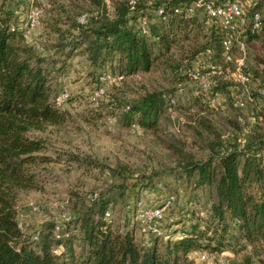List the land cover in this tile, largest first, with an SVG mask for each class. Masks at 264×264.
<instances>
[{"label": "trees", "instance_id": "16d2710c", "mask_svg": "<svg viewBox=\"0 0 264 264\" xmlns=\"http://www.w3.org/2000/svg\"><path fill=\"white\" fill-rule=\"evenodd\" d=\"M66 1V9L55 10L47 22L46 29L55 39L53 53L43 55L24 35L31 0H0V264H195L188 258L194 249L231 250L242 253L237 264L264 263L260 256L264 251V168L260 162L264 155V93L258 92L264 88V0H255L252 11L245 15L246 21L254 11L263 15L261 29L245 33V71L254 98V104H246L261 119L246 136L244 147L239 148L233 137L228 142L230 149L220 154L224 142L216 136L209 143L208 158L182 159L175 170V176L194 191L203 190L207 207L190 198L185 214L174 220L175 227L171 225L165 239L153 232L139 233L134 206L140 187L153 186L151 177L143 174L132 180L114 179L93 199L78 190L70 192L67 207L72 219L64 223L59 236L54 221L44 222L34 232L19 226V193L38 187L37 168L52 159L42 153L46 139L38 134L66 120L53 96L61 90L60 80L73 59L80 58L95 87L106 72L123 75L120 82L129 76L159 75L169 89L160 80L155 86L141 84L139 90L132 91L131 104H119L115 95H125L121 88L114 87L110 93L118 107H124L120 120L150 130L165 117L175 88L189 80L186 71L192 61L208 56L221 62L222 33L215 23L199 11L187 17L172 12L174 6H189L192 1L163 0L159 4L167 10L166 20L154 13L159 4L146 0L134 9L128 0ZM78 1L90 6L91 12H75ZM83 14L86 21L82 24L78 18ZM142 21L145 33L140 29ZM233 54L238 55L237 48ZM247 54L253 60L250 68ZM227 82L221 88L230 90L231 105L243 108L233 105V100L244 94L242 86ZM197 125L194 129L199 133ZM114 207L119 208L115 216ZM106 209L111 211L110 219L105 217ZM198 209L205 213L197 215ZM58 245L60 250L54 252Z\"/></svg>", "mask_w": 264, "mask_h": 264}, {"label": "rangeland", "instance_id": "374dc122", "mask_svg": "<svg viewBox=\"0 0 264 264\" xmlns=\"http://www.w3.org/2000/svg\"><path fill=\"white\" fill-rule=\"evenodd\" d=\"M146 1L156 5L164 2ZM67 3L66 0H31L30 5L37 6L42 13L38 26L27 41L34 45L39 53H53L51 45L55 36L47 31L46 25L52 13L66 7ZM78 3L74 4L78 5L75 12H91L90 6L85 5L83 1ZM254 3L255 0H241L247 16ZM257 45L259 46L260 42H257ZM199 59L192 61L188 68L203 67L205 64ZM247 62L250 68L253 60L249 54ZM214 79L213 91L218 93V104L210 106L206 96L198 91L195 83L184 79L169 99L165 117L159 119L156 129L150 130L130 126L120 120L119 116L124 107H118L113 101L114 95L111 94L114 87L121 88L125 95L115 96L120 99L117 100L119 104L123 105L132 103V91L139 90L141 84L155 86L156 80H160L164 85L162 86L169 89L159 75L125 77L123 82L107 83L104 93L97 95L94 82L86 75L80 58L73 59L67 75L59 83V88H66L69 93L67 101L59 107V110L66 114V120L58 127L49 126L45 132L37 133L46 139V148L42 153L52 159L46 162L44 167L37 168L38 187L19 193L18 221L29 232H34L44 222L53 221L59 216L62 207L57 204L68 200L70 192L78 190L88 196L91 192L109 187L114 179L127 177L132 180L143 174L151 177L153 186L140 187L134 212L143 216L145 209L152 208L168 194H172L174 198L167 209L165 220L161 222L166 233H169L171 225L175 227L174 220L180 214H185L184 209L189 206L190 198L207 207V197L203 190L198 188L194 191L186 182L181 181V178L175 176L178 162L182 159L188 162L208 158L211 154L209 143L216 136L221 140L225 131H229L233 136L239 135L241 127L247 122L249 112V104L239 109L231 105L230 90L223 91L221 88L227 81L232 84L229 79L223 75H215ZM240 94L239 97L245 99V95L242 92ZM192 119L211 127V130L200 128ZM196 125L199 133L194 129ZM71 155H77L80 160L71 159ZM111 169L120 170L121 174L113 173ZM30 203L38 205L41 209L34 211L30 208ZM118 211L119 208L114 207L113 216ZM199 251L206 252L207 257L200 259L195 255L191 258L195 264H237L242 254H235L231 250ZM260 256L264 258V251ZM255 264L264 263L255 260Z\"/></svg>", "mask_w": 264, "mask_h": 264}, {"label": "built area", "instance_id": "2783aa9c", "mask_svg": "<svg viewBox=\"0 0 264 264\" xmlns=\"http://www.w3.org/2000/svg\"><path fill=\"white\" fill-rule=\"evenodd\" d=\"M141 0H128V5L131 9H134L136 5ZM32 5V4H31ZM196 11L201 12L210 21L214 22L216 27L222 33L221 37V48L222 53L220 54L221 62L217 60H209L208 56H201L200 61L205 65L203 67H193L188 68L186 71L189 75V79L195 83L198 91L206 96L207 102L210 106L218 104V93L213 91V86L215 85V75H223L224 78L229 79L233 85L242 86L243 92L245 94V99L241 97H236L233 100V105L236 107H244L246 102L254 104V98L250 94V75L245 71L246 67V46H245V33L249 29L250 33H255L259 31L262 27L263 15L260 11H254L250 16L249 21L245 20L246 12L241 4V0H195L189 6H174L172 12L175 14L182 13L184 17L192 15ZM42 11L37 6H30L25 16L24 22V35L28 38L35 28L38 26L40 21V15ZM155 15L160 20H166L167 10L164 6L159 4L154 8ZM86 14L81 15L78 18L79 23H85ZM140 29L143 33L147 32V27L145 22H140ZM233 48H237L238 55L234 57ZM123 75L115 74L112 75L110 72H106L100 75L99 80L101 84L95 87L96 94L102 95L106 89V84L110 82H120L123 79ZM258 92L263 94L264 88H259ZM241 95V94H239ZM69 93L66 88H62L57 94L53 96V103L56 107L62 106L68 99ZM174 103V100H170ZM128 109V106L125 107ZM260 116L255 110H250L248 112V118L245 125L241 127L240 133L237 136H233L229 131H225L222 134V140L224 144L220 147L219 153L230 149L228 142L232 140L233 137L239 144V148L244 147L246 141V136L251 133V130L255 124L260 120ZM260 153L257 154L259 156ZM261 165L264 168V155L260 158ZM97 191L88 194L89 199L95 198ZM174 196L168 194L160 203L153 206L152 208H147L144 210L143 216L135 213L134 218L138 223L139 233L153 232L164 239L167 238L168 234L165 232L161 226V222L165 220L167 209L172 203ZM68 200L63 201L61 204L62 209L59 216L53 221L55 222L54 231L56 236L60 235V231L64 226L65 222L72 219V214L67 208ZM65 205V206H63ZM30 208L34 211H39L38 205L30 203ZM203 209H198L197 215L202 216L204 214ZM112 216L109 209L105 210V217L110 219ZM19 226L23 228L21 222ZM61 246L53 248L54 252H58ZM200 249H194L189 254L188 257L192 258L195 255L199 256L200 259H205L207 257L206 252L199 251Z\"/></svg>", "mask_w": 264, "mask_h": 264}]
</instances>
